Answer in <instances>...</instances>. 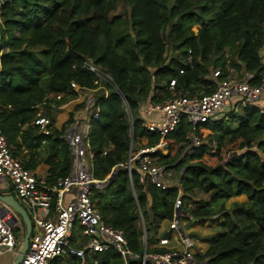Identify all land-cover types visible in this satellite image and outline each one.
Here are the masks:
<instances>
[{"label": "trees", "instance_id": "obj_1", "mask_svg": "<svg viewBox=\"0 0 264 264\" xmlns=\"http://www.w3.org/2000/svg\"><path fill=\"white\" fill-rule=\"evenodd\" d=\"M121 8L123 15H117ZM0 34V129L25 168L49 167L42 171L49 183L73 171L74 155L63 135L74 114L49 136L35 120L54 119L59 108L78 98V88L97 87L87 64L112 78L109 96L98 95L89 166L97 180L113 177L94 191L93 200L103 221L124 232L136 256L128 264H144L145 251H166L153 246L171 232L162 227L174 219L178 198L191 223L224 220L200 260L264 264L263 108L240 107L220 122L200 125L203 144L191 153L185 151L192 127L181 120L166 137L167 153L153 154L180 176L181 193L162 191L127 167L132 143L135 149L145 139V146L155 147L161 139L143 126L147 104L210 94L222 80L264 72V0H6ZM216 71L220 77H214ZM240 196L248 202L226 208ZM85 244L76 224L70 245ZM95 258L98 264H124L116 251ZM50 264L80 260L63 255Z\"/></svg>", "mask_w": 264, "mask_h": 264}, {"label": "built area", "instance_id": "obj_2", "mask_svg": "<svg viewBox=\"0 0 264 264\" xmlns=\"http://www.w3.org/2000/svg\"><path fill=\"white\" fill-rule=\"evenodd\" d=\"M5 3L6 0H0V8ZM188 62L192 64V57H189ZM86 67L98 78L97 87L90 89L91 92H100L102 98H107L110 94L108 86L115 87L112 78L94 66L87 64ZM183 73L181 71V74ZM214 77H220V71H216ZM258 79L262 81L259 84ZM175 86L176 80H172L169 89L174 91ZM262 101L264 72L259 76L245 73L242 78L231 77L222 80L210 94H181L164 103L150 102L144 109L146 120L143 126L151 133H159L161 139L155 147L140 146L136 150L131 148L127 163L130 174L137 171L142 181L148 180L162 191L175 188L181 193L180 176L168 165L158 163L153 157L155 153H167L166 137L174 132L185 118L192 127L188 135L190 145L185 152L191 153L194 147L203 144L197 131L200 125L220 122L228 117L227 113L232 108L256 105ZM84 112L88 126L85 127L81 120H74L63 135L74 155L73 171L56 183H49L46 176L25 168L22 159L11 152L0 129V188L14 194L33 226L29 249L20 264H50L63 255L78 258L80 264H87L88 259L98 264L95 256L107 251L119 253L124 264L136 257L128 248L124 232L103 221L93 200L94 191L104 188L111 178L110 175L104 180L95 179L89 166V158H94L89 136L92 123L98 118V97L91 95L86 98ZM156 116H160V119L151 120ZM34 124L39 128V132L46 136L51 135L54 129V123L48 117H39ZM180 205L181 200L178 198V210L169 230L182 237L181 247L178 241L172 246L170 238L161 237L154 248L166 251L146 253L144 264L146 261L152 264H207L200 260L193 251L192 240L182 232L187 222L181 221L183 214L179 210ZM2 209H5L6 213H3ZM12 221H15L13 225ZM76 224L82 228V236L86 239L82 248L70 245ZM15 226L24 229L21 216L0 201V256L18 252L20 243L13 232Z\"/></svg>", "mask_w": 264, "mask_h": 264}, {"label": "crops", "instance_id": "obj_3", "mask_svg": "<svg viewBox=\"0 0 264 264\" xmlns=\"http://www.w3.org/2000/svg\"><path fill=\"white\" fill-rule=\"evenodd\" d=\"M78 98L68 104H66L65 106L59 108L58 112L56 113V116L54 119H52L53 123H54V128L58 129V130H61L64 123L67 122L71 115L74 114V120H81L83 123H84V126L87 127V121H86V115H85V112H84V105H85V100L88 96H96L98 97V95L100 94V92H97V93H93L91 92L90 89H86V88H78ZM256 106L260 107V108H263L264 109V101L262 102H259L258 104H256ZM145 109V108H144ZM145 114V113H144ZM62 120L61 121V124L58 125V119L59 117H62ZM157 120V119H160V116H156L155 118L151 119V120ZM86 129V128H85ZM133 147V146H132ZM90 159V162L93 158H89ZM49 167L48 166H42L41 168L37 169L36 171H38L40 174L46 176L44 173H41V170L45 172V170H48ZM4 189L5 191L9 192V193H0V195H3V196H6V195H13L12 192L8 191L7 189L5 188H2ZM14 196V195H13ZM247 199V197L245 196H240V197H237V198H234V199H231L233 202H238L239 199ZM16 199V198H15ZM243 202V201H242ZM182 217H185V215H183ZM187 222V221H185ZM224 222V220L222 219H219V218H214V219H210L209 221H207L205 224H197L198 226L196 227H207V226H211L210 228L212 229V231H216V229ZM189 222H187L188 224ZM165 225V224H163ZM198 228H192L191 231L193 232H196ZM162 231H163V228H162ZM182 232H183V229H182ZM183 234L185 235V233L183 232ZM216 235V234H215ZM215 235L212 233L211 237L208 238L206 241H208L209 243V246L206 248L205 252L203 254H200V256L204 255L206 253V251L208 250V248L210 247L211 245V242L213 240V238L215 237ZM162 236L158 237V241H159V238H161ZM163 237H166V236H163ZM158 241L156 244H158ZM155 244V245H156ZM154 245V246H155ZM153 246V247H154ZM15 256H16V253H7V254H3L0 256V264H12L14 259H15Z\"/></svg>", "mask_w": 264, "mask_h": 264}, {"label": "rangeland", "instance_id": "obj_4", "mask_svg": "<svg viewBox=\"0 0 264 264\" xmlns=\"http://www.w3.org/2000/svg\"><path fill=\"white\" fill-rule=\"evenodd\" d=\"M123 9L121 8L119 11H118V13H117V15H123ZM200 29V27L199 26H196L195 28H194V31L195 32H197L198 30ZM262 55L264 56V50H263V52H262ZM236 109H231L228 113H227V115L229 116V114L231 113V112H234ZM62 118H63V116L62 117H59V119H58V125H60L61 124V121L60 120H62ZM69 127V126H68ZM67 127V128H68ZM146 145V140L145 139H142V140H140V143L138 144V145H136L135 146V150L137 149V148H139L140 146H145ZM41 173H42V170H41ZM0 193H9V192H7V191H5L4 189H2V188H0ZM14 195V194H13ZM243 201V202H242ZM238 202H241V203H247L248 202V200L247 199H239L238 200ZM232 203H234L232 200H230V201H228V202H226L225 203V206H226V208H230L231 207V205H232ZM181 221L183 222V221H187V222H189L188 224H187V226H184L183 227V232L185 233V236L186 237H188L190 240H192V242H193V244H194V247H193V251L198 255V256H200V254H203L204 252H205V250H206V248L209 246V243H208V241H206L208 238H210L211 237V235H212V233L215 235L216 234V231L214 232V231H212L211 232V226H207V227H196V226H198L197 224H194V223H191L190 222V220L189 219H186V218H184V217H182L181 218ZM163 231H167L168 232V229H169V225H168V223L167 224H165V225H163ZM192 228H198L197 229V231L196 232H193V231H191V229ZM13 232H14V234L16 235V237L19 239V237H20V244H21V242H22V240H23V238H24V229L22 230V229H20L19 227H17V226H15L14 227V229H13ZM166 237H168V238H170L171 239V241H172V246H175V244H176V242L178 241L179 242V246L181 247V239H182V237L181 236H179L176 232H169L168 234H167V236ZM175 237H176V239H175ZM19 241V240H18Z\"/></svg>", "mask_w": 264, "mask_h": 264}, {"label": "water", "instance_id": "obj_5", "mask_svg": "<svg viewBox=\"0 0 264 264\" xmlns=\"http://www.w3.org/2000/svg\"><path fill=\"white\" fill-rule=\"evenodd\" d=\"M0 41H1V34H0ZM133 146V143L131 144V148ZM111 178H113L111 176ZM0 201L6 204L7 206L13 208L22 218V221L25 225V233H24V238L19 246V250L16 253L15 259L12 264H20L21 261L23 260L24 256L26 255L28 249H29V243H30V237L32 234V222L25 211V209L19 204V202L15 199L13 195H0ZM3 213H6L5 209H2ZM15 221L11 222V225H13ZM146 233H145V242H146ZM146 254V251H145Z\"/></svg>", "mask_w": 264, "mask_h": 264}]
</instances>
